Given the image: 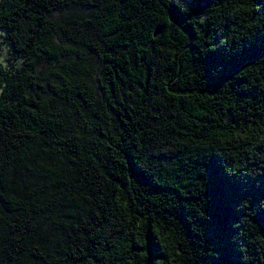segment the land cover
Segmentation results:
<instances>
[{
    "label": "trees",
    "instance_id": "16d2710c",
    "mask_svg": "<svg viewBox=\"0 0 264 264\" xmlns=\"http://www.w3.org/2000/svg\"><path fill=\"white\" fill-rule=\"evenodd\" d=\"M0 30V264H264V0H0Z\"/></svg>",
    "mask_w": 264,
    "mask_h": 264
},
{
    "label": "rangeland",
    "instance_id": "374dc122",
    "mask_svg": "<svg viewBox=\"0 0 264 264\" xmlns=\"http://www.w3.org/2000/svg\"><path fill=\"white\" fill-rule=\"evenodd\" d=\"M1 33H2V30H0V38H1ZM6 48H7V46L5 44H0V51H1L0 57L1 58L3 56H5V54H6Z\"/></svg>",
    "mask_w": 264,
    "mask_h": 264
}]
</instances>
